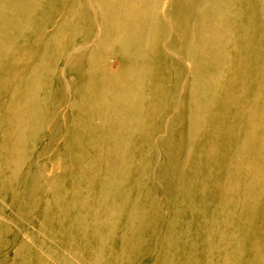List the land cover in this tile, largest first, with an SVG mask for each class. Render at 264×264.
<instances>
[{
	"label": "bare ground",
	"instance_id": "6f19581e",
	"mask_svg": "<svg viewBox=\"0 0 264 264\" xmlns=\"http://www.w3.org/2000/svg\"><path fill=\"white\" fill-rule=\"evenodd\" d=\"M116 240L264 264V0H0V254Z\"/></svg>",
	"mask_w": 264,
	"mask_h": 264
},
{
	"label": "rangeland",
	"instance_id": "374dc122",
	"mask_svg": "<svg viewBox=\"0 0 264 264\" xmlns=\"http://www.w3.org/2000/svg\"><path fill=\"white\" fill-rule=\"evenodd\" d=\"M73 81H76V78H73ZM27 131H28V136H29V133L31 132V130L28 129ZM203 138H204L203 135L199 137L200 140H203ZM28 141H29V139H27V142ZM47 164L49 165V162H47ZM159 199L161 200V197ZM173 215H174L173 212H169L168 211L166 213V216H169V217H172ZM13 227L15 228V226L9 225L8 231L13 230L14 229ZM250 229H248V230H250ZM123 243L124 242H121L119 240H116V242H113L114 249L112 250V252L110 251V254H108L109 256L106 259L107 260V264H127V263L129 264V260H132L133 259V255H129L128 252L126 254H123L122 252H120V249L119 248H121V245ZM120 253H121V255H120ZM115 255H117V256H115ZM225 256H226V253L224 252V250H220V251H218V253L213 254V256H212V262H213V264H226L227 263V259L225 258ZM118 257H120V258H118ZM0 259H1V263L0 264H7V260L8 259H7L6 256L3 257L0 254ZM155 260H156V257L154 255L153 256L149 255L148 257H146L145 263L146 264H152L153 262H155ZM84 262H86L87 264H90L89 262H87V260H84ZM186 262H187V260H186L185 257L180 258V259L178 258V260H174V264H186ZM204 262L205 261H203V259H202V261L196 260L192 264H204ZM244 264H246V262H244Z\"/></svg>",
	"mask_w": 264,
	"mask_h": 264
}]
</instances>
